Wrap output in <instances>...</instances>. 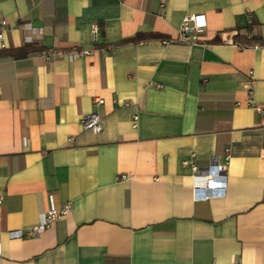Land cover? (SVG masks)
<instances>
[{"label":"crops","instance_id":"1","mask_svg":"<svg viewBox=\"0 0 264 264\" xmlns=\"http://www.w3.org/2000/svg\"><path fill=\"white\" fill-rule=\"evenodd\" d=\"M2 20L0 264H264V47L223 43H264V0H0ZM225 149L224 195L194 200L189 162Z\"/></svg>","mask_w":264,"mask_h":264},{"label":"built area","instance_id":"2","mask_svg":"<svg viewBox=\"0 0 264 264\" xmlns=\"http://www.w3.org/2000/svg\"><path fill=\"white\" fill-rule=\"evenodd\" d=\"M203 15H189L186 16L178 30L177 40L182 42H197L199 37L198 33L205 27V20ZM6 28V22L0 21V40L3 38V32ZM96 25H92V33L96 31ZM223 43L231 45L236 49L244 48H261L264 47V43H257L252 41L251 33L247 32L242 40L234 41L230 36L223 38ZM92 50L89 49H76L67 53L69 59L80 55H89ZM41 54L45 58H59L63 55V52L57 49H45L41 51ZM249 94H252V86L247 85ZM252 103L251 98L249 99ZM96 103H102V99H96ZM128 102H125L127 104ZM257 108V107H256ZM81 126L83 129L90 130L93 133H98L102 129V119L96 112H89L82 116ZM229 159L228 149H225L224 161L220 163L217 157L211 158L209 164L206 167H200L194 162H189L191 168V181H192V196L193 199L207 200L211 198H217L224 195L226 188V165ZM127 176L121 174L120 179H124ZM70 209V203H65L59 210L50 208L47 210L44 219L37 225L29 227L27 234L29 236H38L45 231L50 224L59 219L62 215L66 214Z\"/></svg>","mask_w":264,"mask_h":264},{"label":"trees","instance_id":"3","mask_svg":"<svg viewBox=\"0 0 264 264\" xmlns=\"http://www.w3.org/2000/svg\"><path fill=\"white\" fill-rule=\"evenodd\" d=\"M151 37H154V36H152V35H148V36H146V35L138 34V35H136L131 41L137 42V41H139V40H141V39H149V38H151ZM27 52H28V51H24L22 54H26Z\"/></svg>","mask_w":264,"mask_h":264}]
</instances>
